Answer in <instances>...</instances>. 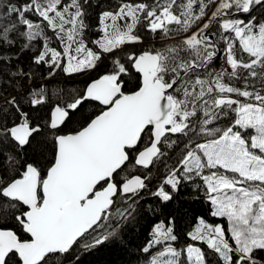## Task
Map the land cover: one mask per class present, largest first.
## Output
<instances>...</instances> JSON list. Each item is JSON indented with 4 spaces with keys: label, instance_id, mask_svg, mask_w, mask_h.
I'll return each instance as SVG.
<instances>
[{
    "label": "snow or ice",
    "instance_id": "obj_1",
    "mask_svg": "<svg viewBox=\"0 0 264 264\" xmlns=\"http://www.w3.org/2000/svg\"><path fill=\"white\" fill-rule=\"evenodd\" d=\"M96 7L100 0H0V49L13 47L17 33L25 48L42 37L34 63L68 75L140 45L142 30L174 41L113 59L82 94L54 107L43 164L42 152L32 162L5 155L4 147L31 145L43 130L15 96L6 100L19 115L10 126L0 123V264H69L79 251L119 238L139 214L150 166L172 153L176 160L151 195L169 202L191 182L227 228L198 218L186 233L190 242L180 243L172 222L162 221L141 248L147 264H212L213 256L216 264H264V0H118L98 13L93 29L89 9ZM92 31L100 34L89 41L98 51L85 42ZM32 97L31 105L44 103L42 94ZM85 101L103 107L58 134ZM9 114L3 110L0 120ZM132 158L148 170L143 178H121Z\"/></svg>",
    "mask_w": 264,
    "mask_h": 264
},
{
    "label": "trees",
    "instance_id": "obj_2",
    "mask_svg": "<svg viewBox=\"0 0 264 264\" xmlns=\"http://www.w3.org/2000/svg\"><path fill=\"white\" fill-rule=\"evenodd\" d=\"M16 3V0H12ZM95 5L96 0H92ZM118 0H100L101 7H96L94 10L89 9L91 17L89 23L95 29L98 26V13L102 9H114ZM247 14L239 15V18H244ZM35 20V17H32ZM6 21H0L3 23ZM51 36V32H48ZM142 43L137 46L127 45L125 51L116 50L113 54H105L102 61L95 70L85 73H75L72 75L65 74L62 68L52 69L47 64L36 65L34 58L42 50L43 38H38L32 41L30 46L25 48L24 45L29 43L25 38H21L19 34H15V45L11 48L5 47L0 49V116L3 115V110H9V115L6 121L0 120V123L6 122L9 126L12 124L15 113V108L6 103L7 99L13 96L19 101L20 109L27 113L31 121L38 123L42 127V132L33 140L31 145H26L23 148L4 147L5 155L9 152L16 157L20 162H32L33 158L38 157L39 153H43V164L51 157L52 137L54 133L50 132L46 127V122L49 119L50 109L56 104L65 106L72 99L82 94L86 84L93 79L99 78L110 71L113 67V59L119 58L125 61L126 55L131 52H140L148 50L150 47H160L166 43H172L173 40H162L160 36H153L146 30L141 31ZM99 33L92 31L88 33V39L85 41L88 46L98 51L95 45L89 43L92 39H97ZM52 46L57 50L62 51L57 42H51ZM217 57L223 55L222 44L217 45ZM221 61L214 58L213 67L219 68ZM23 72L24 75L13 77V73ZM50 73H52L50 75ZM85 74V75H83ZM125 81L127 76L122 77ZM129 83L127 88H131ZM33 93H40L44 96V103L40 105H31L30 100ZM101 107L92 101L83 102L79 111L75 112L72 120L66 122L59 129L58 134L69 133L78 129L84 122V118L98 114ZM39 142V147H37ZM140 147H144L141 144ZM177 153H172L171 158H161L155 166L151 168V179L149 188L144 191L143 198L139 201V214L135 221H130L124 227L119 238L109 239L103 245L98 246L91 251H79L69 264H147L145 254L141 252V248L146 244L149 233L152 228L164 222L165 226H170L172 222L176 233L180 237V243L185 241L190 242V238L186 233L194 231L198 225V218H203L206 223L211 225L220 224L221 227L227 228L226 218L213 217L211 215L212 206L204 197L203 191L197 185L191 182L184 181L179 187L174 198L169 202H164L157 197L151 195L162 184L163 179L167 174L168 168L176 160ZM4 158L0 157V165L4 164ZM13 163V162H9ZM167 165V167L165 166ZM134 166L133 158L126 162L122 167L121 178L128 177L133 173L140 175L147 174L148 170L136 168L137 170H128L127 167ZM170 191V189H169ZM9 227L15 229V225L9 221ZM194 246H201L200 242H192ZM159 247V246H158ZM212 264H216L215 257L212 258Z\"/></svg>",
    "mask_w": 264,
    "mask_h": 264
},
{
    "label": "water",
    "instance_id": "obj_3",
    "mask_svg": "<svg viewBox=\"0 0 264 264\" xmlns=\"http://www.w3.org/2000/svg\"><path fill=\"white\" fill-rule=\"evenodd\" d=\"M238 15H244V14H238ZM98 79V78H97ZM94 80V79H93ZM93 80H90L87 84H86V86L89 84V83H91ZM86 86H85V88H84V90L86 89ZM92 102H95V101H92ZM95 103H97L98 105H99V103L98 102H95ZM57 105L55 104L51 109H50V112H49V119H50V115H51V110L54 108V107H56ZM101 108L103 107L102 105H99ZM49 119H48V121H49ZM62 134H67V133H62ZM143 148V147H142ZM126 164V163H125ZM133 164L136 166V167H138V168H141L140 166H138V165H136L135 164V160H134V158H133ZM123 167V166H122ZM143 169V168H142ZM135 175H140L139 173H133V174H131L130 176H128L127 178H131L132 176H135ZM142 176V175H141ZM142 178H143V176H142Z\"/></svg>",
    "mask_w": 264,
    "mask_h": 264
},
{
    "label": "rangeland",
    "instance_id": "obj_4",
    "mask_svg": "<svg viewBox=\"0 0 264 264\" xmlns=\"http://www.w3.org/2000/svg\"><path fill=\"white\" fill-rule=\"evenodd\" d=\"M100 35V34H99ZM98 38H99V36H98ZM57 45H58V42H57ZM51 46H52V43H51ZM52 47H54V46H52ZM59 47V46H58ZM60 48V47H59ZM61 50H62V48H60ZM59 51V50H58ZM63 62V61H62ZM88 72H86L85 74H87ZM85 74H83V75H85ZM136 168H138V167H136L135 165L134 166H129V167H127V169L128 170H137ZM139 169V168H138ZM136 173V172H135Z\"/></svg>",
    "mask_w": 264,
    "mask_h": 264
}]
</instances>
